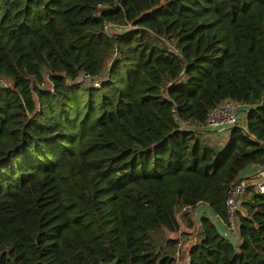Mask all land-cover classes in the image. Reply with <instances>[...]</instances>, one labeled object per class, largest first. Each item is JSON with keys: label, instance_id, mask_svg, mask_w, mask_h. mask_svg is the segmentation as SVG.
Returning <instances> with one entry per match:
<instances>
[{"label": "trees", "instance_id": "16d2710c", "mask_svg": "<svg viewBox=\"0 0 264 264\" xmlns=\"http://www.w3.org/2000/svg\"><path fill=\"white\" fill-rule=\"evenodd\" d=\"M225 98L243 116L218 148ZM250 165L264 0H0V264H178L180 213V264H264V193L233 227L225 206Z\"/></svg>", "mask_w": 264, "mask_h": 264}, {"label": "built area", "instance_id": "2783aa9c", "mask_svg": "<svg viewBox=\"0 0 264 264\" xmlns=\"http://www.w3.org/2000/svg\"><path fill=\"white\" fill-rule=\"evenodd\" d=\"M84 78L89 80L90 77L85 74ZM238 106L232 99H222L209 110L203 126L207 129H224L239 123L241 118L239 111H237ZM249 188L254 189L256 192L264 193V171H260L259 177L254 175L241 176L228 188L225 196V206L227 219L231 227H233L235 221L238 198Z\"/></svg>", "mask_w": 264, "mask_h": 264}, {"label": "rangeland", "instance_id": "374dc122", "mask_svg": "<svg viewBox=\"0 0 264 264\" xmlns=\"http://www.w3.org/2000/svg\"><path fill=\"white\" fill-rule=\"evenodd\" d=\"M207 129V128H205ZM205 139H207V142L213 144V145H217L218 148H221L224 145V142L226 141V137H227V132L225 129H211L205 132L204 134ZM243 198V195H240V197L238 198V206L240 208V202ZM190 212V211H189ZM194 213V212H193ZM190 212V214H187L188 217L190 215H192L193 219H197L195 218L196 216ZM185 215V216H187ZM210 216V215H209ZM178 219L181 222V231L178 232H168L165 231V235L166 236H170V237H176L177 240H179V246L181 248L179 254L177 256V263L180 264L185 260V253H186V249L188 248V246L195 241V237H194V233L197 230V222H195L194 226L188 227L184 221V219L182 218V214L180 213L178 215ZM188 222V221H187Z\"/></svg>", "mask_w": 264, "mask_h": 264}, {"label": "crops", "instance_id": "0c3cea01", "mask_svg": "<svg viewBox=\"0 0 264 264\" xmlns=\"http://www.w3.org/2000/svg\"><path fill=\"white\" fill-rule=\"evenodd\" d=\"M239 116H240V118H242V116H243V110L242 109L239 110ZM260 171H261V169L258 165H250L243 171L242 176L254 175L255 177H259ZM242 195H245V194H242ZM194 213H195L194 215L196 216L195 218H198L199 215H201L202 213L210 214V211L205 204H201V205H198V207H196L194 209ZM220 230H221V232H223L225 234H227V233L230 234L229 231L227 230V228L224 227V225H221Z\"/></svg>", "mask_w": 264, "mask_h": 264}]
</instances>
